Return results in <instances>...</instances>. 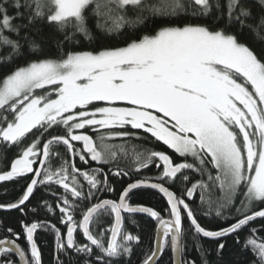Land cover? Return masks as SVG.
<instances>
[{
	"label": "snow or ice",
	"instance_id": "1",
	"mask_svg": "<svg viewBox=\"0 0 264 264\" xmlns=\"http://www.w3.org/2000/svg\"><path fill=\"white\" fill-rule=\"evenodd\" d=\"M248 33L264 43V0H0V183L22 189L0 210L24 217L0 221V264H42L40 232L55 264H129L140 216L138 264H197L191 248L213 264L202 240L264 264V52ZM145 190L166 207L134 202Z\"/></svg>",
	"mask_w": 264,
	"mask_h": 264
},
{
	"label": "trees",
	"instance_id": "2",
	"mask_svg": "<svg viewBox=\"0 0 264 264\" xmlns=\"http://www.w3.org/2000/svg\"><path fill=\"white\" fill-rule=\"evenodd\" d=\"M146 29H141L140 31H145ZM150 30V29H147ZM46 32H48V29H45ZM113 43H122L121 40H117L116 37L109 38ZM241 39L248 44L257 54L260 56L262 52H264V43L257 42L253 39V35L251 33L246 34L245 36L241 37ZM100 42H104V38L101 37ZM46 50H51L53 53L55 49L53 48L51 44V40L45 45ZM147 147L149 148H155L156 150H165L168 151L169 154L171 153V150H167L166 146L161 145L159 142H156L155 144H151L147 141L143 142ZM174 155V154H172ZM13 153L9 152L7 153V159L0 162V167H3L10 161L12 158ZM81 167H86L83 165H80ZM96 166V165H93ZM105 170H107V166H105ZM148 174H152V172L155 171L154 168L146 170ZM111 178V177H110ZM113 183L116 184L117 189L120 188V183L115 180V178H111ZM22 189L18 184L15 182H2L0 183V203H9L13 202L18 198L20 195ZM109 195V194H106ZM40 198V193L36 194V199ZM36 199L32 201L33 204L36 203ZM134 202L136 203H142L147 206H154L157 208V210H162L164 207H166V201L163 200V198H157L156 195H154L151 190H145L140 197H138ZM198 202V200H197ZM24 217L21 216V214L18 211H2L0 210V221H3V225L5 228L12 227L17 232H21L19 221L23 219ZM45 218L43 213L39 217H34L29 215L27 218L28 220L32 219H43ZM47 219L51 220L53 223H56V219L52 216H47ZM139 222V228H137L134 225H131L130 223L127 225L128 230L132 231L134 234L138 232V234L141 236V245L135 248L131 261L129 264H138L139 258L141 256V253L143 250L151 248L152 246V236H153V229H154V223L150 221V219H145L144 217L140 216L138 217ZM200 222L202 225L206 227H216L217 222L215 221V218H213L211 221L207 218L201 217ZM185 224L187 225V221H185ZM62 227V226H61ZM4 233L0 232V235H3ZM37 242L39 244V247L41 249L42 254V264H55L54 261V241L53 237L51 235L45 234L43 232H40L37 234ZM19 243L27 247L25 240L23 239V236L21 237V240ZM201 243L204 245L205 248L211 249L212 253L208 257L210 261L213 262V264H234V258L238 254V249L236 245L233 243L232 240H228L226 249L223 254V260L217 261L216 254H215V244L208 240H202ZM191 247V241L189 242ZM188 255L195 259L197 261V264H200V257L195 250V248H191V250L188 252ZM123 264V262H121ZM160 264H171L170 262V253L166 252L160 261Z\"/></svg>",
	"mask_w": 264,
	"mask_h": 264
}]
</instances>
